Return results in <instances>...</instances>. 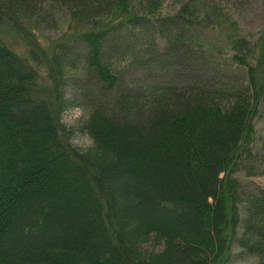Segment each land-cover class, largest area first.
<instances>
[{
    "label": "trees",
    "instance_id": "obj_1",
    "mask_svg": "<svg viewBox=\"0 0 264 264\" xmlns=\"http://www.w3.org/2000/svg\"><path fill=\"white\" fill-rule=\"evenodd\" d=\"M240 3L0 0V264H229L235 244L264 264V191L239 178L264 176V18L244 31ZM161 53L171 77L127 79ZM78 61L95 93L71 127Z\"/></svg>",
    "mask_w": 264,
    "mask_h": 264
},
{
    "label": "rangeland",
    "instance_id": "obj_2",
    "mask_svg": "<svg viewBox=\"0 0 264 264\" xmlns=\"http://www.w3.org/2000/svg\"><path fill=\"white\" fill-rule=\"evenodd\" d=\"M262 1L264 0H242V3L239 4L237 17L238 20L241 22V27L244 31L256 33L262 26L264 18ZM66 32L67 25H63L62 27H59V29L56 30H48L45 28L41 34H38L44 43H48L50 38L55 39L60 35L62 36ZM215 33L216 32H213L212 29L210 31H206L205 36L207 41L212 42L214 37L217 36V34ZM157 55L154 56L155 60H150L148 62H145L144 59H141L140 61H137V59L133 64H131L132 60L123 61V64H126L128 62L125 67L128 69L130 68L129 71L127 70V79L138 80L139 77L145 74L147 76L150 75V77L152 75L156 77L159 81H163L171 77L174 72L178 71L176 67H174L176 65H174L175 63L172 60H170L171 63L169 61L167 63H161V61H163V58L160 57L166 54L161 53V55ZM158 58L160 59L156 60ZM196 60L197 59L195 56L191 57L190 59L186 58L182 61L181 65H184L186 67L185 70L188 71V73L193 71L195 73L197 71L201 73H203L202 71H209L214 77L212 66H206V69H203V65L198 64L199 62H196ZM223 62L225 61L223 60L222 62H220V64H224ZM142 64L147 65L148 68L145 69ZM76 65L77 68L72 72V74L68 76L69 79L67 80V88L65 89V95L68 101L72 103V106L67 108L62 114V121L67 126L71 127H78L79 124L86 119V104L88 101L87 98L89 95L90 97H93L95 93V90L90 93V90L88 89V84L86 83L87 81L82 75L81 67L83 66V62L81 63V61H78ZM225 75L226 72L224 71L221 76L225 77ZM47 79L48 78L46 76V73L43 71L42 77L40 79L39 90L46 92L50 91L51 86L50 82H48ZM258 129V142L262 143L264 142V118L258 123ZM71 142L75 146L82 149H87L92 146L91 138L88 136L87 133L80 129H76V132L74 133ZM239 178L242 184V191L245 193V196H251L261 191H264V176L247 177L244 174H239ZM147 247L151 249L152 245L149 244ZM240 251V248L235 244L233 247V253L231 255L229 264H254L257 261L256 258L252 256H239L238 253Z\"/></svg>",
    "mask_w": 264,
    "mask_h": 264
}]
</instances>
